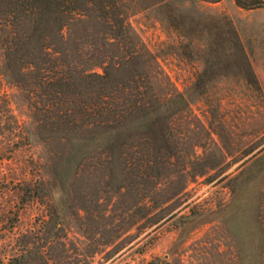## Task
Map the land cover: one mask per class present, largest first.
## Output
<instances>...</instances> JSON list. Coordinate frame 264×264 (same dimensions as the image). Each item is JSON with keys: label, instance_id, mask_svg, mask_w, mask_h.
<instances>
[{"label": "rangeland", "instance_id": "rangeland-1", "mask_svg": "<svg viewBox=\"0 0 264 264\" xmlns=\"http://www.w3.org/2000/svg\"><path fill=\"white\" fill-rule=\"evenodd\" d=\"M115 1L147 70L149 104L180 96L161 119L163 137L139 120L110 150L113 164L86 142L65 178V167L50 160L58 146L26 139L31 112L3 74L0 41V260L21 233L43 227L50 195L60 200L68 233L63 246L55 242L52 264H248L250 234L264 228V162L247 166L264 148V9L235 0ZM75 24L71 32L83 36L85 25ZM84 49L91 56L92 46ZM241 171L250 185L234 207L229 180ZM26 182L43 183L44 195L8 232L10 189Z\"/></svg>", "mask_w": 264, "mask_h": 264}, {"label": "trees", "instance_id": "trees-1", "mask_svg": "<svg viewBox=\"0 0 264 264\" xmlns=\"http://www.w3.org/2000/svg\"><path fill=\"white\" fill-rule=\"evenodd\" d=\"M235 2L245 10L264 9V0ZM116 8L115 0H0V14L4 16L0 18L3 74L24 94L31 112L32 123L25 127L26 139L45 148L57 145L50 160L58 164L54 165L57 168L65 167L61 168L65 178L66 165L76 159L75 153L81 151L79 146L86 142L96 144L95 151L105 155V163H118L110 150L118 149L119 136L131 133L139 120L142 129L152 127L162 138L161 119L180 97L175 96L167 104L161 99L155 105L153 101L149 104L152 99L148 101L147 97L146 67L138 66L142 56L133 51L130 35L125 23L116 16ZM77 22L85 25L86 32L80 37L71 32ZM86 26L93 32L87 31ZM84 46H92L91 56H87ZM97 68L102 71H96ZM260 161L264 162V148L247 166L250 169ZM112 168L115 173L117 167ZM244 172L229 180L234 207L242 204L238 196L250 185L243 179ZM43 185L26 182L10 189L16 199L14 209L2 218L5 230L14 231L21 211L30 201L42 199ZM47 196L54 202L43 227L21 233L17 249L7 259H1L0 264H52L50 253L57 247L55 242L58 240L63 246L68 233L60 200ZM257 197L250 194L249 202L255 203ZM250 236L247 263L264 264V228H255ZM162 263L169 264L165 259L151 264Z\"/></svg>", "mask_w": 264, "mask_h": 264}]
</instances>
